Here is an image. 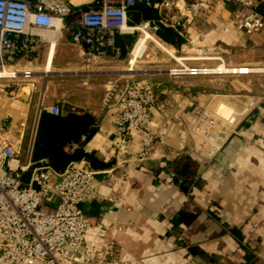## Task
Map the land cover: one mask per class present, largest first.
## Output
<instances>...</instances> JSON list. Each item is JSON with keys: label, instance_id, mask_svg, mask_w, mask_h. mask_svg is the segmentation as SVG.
Listing matches in <instances>:
<instances>
[{"label": "crops", "instance_id": "1", "mask_svg": "<svg viewBox=\"0 0 264 264\" xmlns=\"http://www.w3.org/2000/svg\"><path fill=\"white\" fill-rule=\"evenodd\" d=\"M95 1L71 0L70 5L77 12ZM152 16L173 29L165 11L158 9ZM183 21V14L177 13L171 24L179 28ZM239 33L238 41L227 36L225 30L211 32L202 39L194 25L185 26L180 34L183 43L175 50L154 34L159 45L146 40L132 72L126 66L115 67L118 61L109 57L94 60L86 71L78 70L77 64L65 68L80 58L76 45L57 31L46 33L52 43L50 55L47 44L36 48V65L29 66L25 58L17 56L20 69H32L36 74L30 81L11 84L12 87L0 81V120L8 124L4 137L22 160L30 158L36 133L35 126L27 137L29 115L33 113L38 119L42 108L55 105L60 114L86 113L93 120L88 126L92 132L82 150L100 163L91 168L95 178L100 179L112 162L111 115L102 112L105 90L114 81L129 76L144 89L155 83L153 91L162 101V108L154 113L160 121L155 151L131 172L126 185L123 202L128 209L103 199L84 207L89 219L86 247L99 249L110 237L114 238L121 243V262L128 264H264V227L260 226L264 220V72L226 77H174L167 73V69L177 66L171 55L184 59L183 63L190 67L215 66L218 54L225 55L226 49L246 44L248 38ZM126 36L132 35H117V45L127 50L132 46L126 45L130 43ZM44 61L51 63L50 73L42 83L39 76ZM227 62L237 68L264 69V61ZM65 76L79 77L76 86L91 83L92 87L83 92L70 89L71 82ZM49 77L60 79H52L46 92ZM234 79H241L252 90L233 84ZM194 106L209 111L218 107V114L225 117L230 107L241 113L224 143V156L213 171L208 146L185 132L189 127L185 114L190 115ZM167 112L172 115L167 117ZM42 160L31 161L29 174L41 168ZM65 166L49 167L60 173ZM108 193L107 187L101 189L102 195ZM113 223L121 224L125 230L111 231ZM253 226L257 228L249 232Z\"/></svg>", "mask_w": 264, "mask_h": 264}, {"label": "built area", "instance_id": "2", "mask_svg": "<svg viewBox=\"0 0 264 264\" xmlns=\"http://www.w3.org/2000/svg\"><path fill=\"white\" fill-rule=\"evenodd\" d=\"M71 0H0V81L8 87L30 81L36 72L20 69L17 56L27 65L38 63L36 48L47 44L49 55L52 43L44 34L59 26L58 33L67 34L76 45L80 58V71H86L96 59L109 57L127 65L131 49L117 45V35L143 36L145 41L157 45L154 37L160 24L149 19L132 23L130 9L136 5L165 11L170 26L182 34L185 26L194 25L202 39L211 32L230 29L242 32L253 45L264 42V0H96L92 6L73 12ZM181 13L184 21L179 28L171 24L175 14ZM140 34V36H139ZM135 40V41H136ZM177 66L167 69L170 76L248 75L264 72L261 68H237L228 65L226 56L218 54L213 67H190L184 59L171 55ZM135 61V59H134ZM51 61H44L40 76L42 83L50 73ZM129 76L116 80L105 90L102 112H110L112 134V162L105 175L96 179L83 159L71 161L60 172H53L46 160L36 172L23 182L29 170L30 158L21 159L16 148L4 135L8 124L0 120V264H128L121 262V243L111 238L99 249L86 247L89 219L84 207L94 200L114 202L128 209L123 202L131 172L155 151L154 143L160 136V121L154 113L162 108L156 92L133 85ZM20 88L21 85L19 86ZM253 96V94L250 92ZM256 97L254 96V101ZM58 115L55 105L42 108ZM197 116L190 134L202 137L211 156L223 154V146L234 129L236 119H222L216 123V113L198 106L191 108ZM238 116H235L237 118ZM204 123L201 127L200 123ZM203 136L200 132H203ZM208 134L214 136L211 139ZM86 134L75 141H66L62 150L73 154L82 149ZM107 187L109 193L101 194ZM48 199L49 204L38 206ZM264 227V220L260 223ZM111 231H124L119 223ZM257 226L249 229L255 231Z\"/></svg>", "mask_w": 264, "mask_h": 264}, {"label": "trees", "instance_id": "3", "mask_svg": "<svg viewBox=\"0 0 264 264\" xmlns=\"http://www.w3.org/2000/svg\"><path fill=\"white\" fill-rule=\"evenodd\" d=\"M156 10L158 9L136 5L130 9L131 22L138 23L143 19L158 22L159 19H154L152 16V12ZM154 34L160 41L171 46L174 50L183 43L179 33L161 24ZM131 42L126 45L130 47ZM92 122L93 120L86 113L51 115L47 111L41 110L30 153V163L43 158L51 168L62 169L68 162L83 159L90 169L98 167L100 163L93 159L91 153H85L80 149L73 154H67L62 150V146L66 141H75L81 134H86V137H89L92 130L88 129V126ZM27 174H29V170L24 173V176L26 177Z\"/></svg>", "mask_w": 264, "mask_h": 264}, {"label": "rangeland", "instance_id": "4", "mask_svg": "<svg viewBox=\"0 0 264 264\" xmlns=\"http://www.w3.org/2000/svg\"><path fill=\"white\" fill-rule=\"evenodd\" d=\"M261 12L264 13V7L261 8ZM225 32H227L229 34L227 36H233L236 39V41H238V38H236V37H237V33H239V32L232 31L230 29H226ZM230 32H231V34H230ZM239 34H241V33H239ZM65 35L67 37V34H64V37H65ZM139 36H140V34H139ZM125 38L126 39H129L132 42H134V40H136L137 37H136V35L133 34L132 36H126ZM248 40L245 42L246 44L243 45V46H241V47H234V48L226 49L227 50V52L225 54L226 61H264V42H259V44L253 45L252 42L250 40L249 41ZM116 42H117V37H116ZM132 45H133V43H132ZM215 45H217V44H215ZM130 48L127 49V50H130ZM212 50H214V49H212ZM149 51L150 50H147V54L149 53ZM71 62H72L71 65L70 66L67 65L65 68H70V67L72 68V67H74L77 64L78 70H81V68L79 66V64H80L79 61H78V63H75L76 61H71ZM115 64H117V65H115V67H118V66H122V67L123 66H126L127 67V65L125 63L122 64L119 61L117 63H115ZM63 78L66 81L67 80H70L71 83L69 85V88L70 89L72 87L73 88H76L78 90V92H80V91L83 92L88 86L92 87L91 86V83H87L86 85H80V84H78L76 86V83L78 82L79 77L65 76ZM52 79H60V78H58V77L57 78L49 77L48 78L47 87H46V90H45L46 92H48L50 90L51 80ZM130 79H133V78H130ZM234 80L235 81H232V83L234 82L235 84L240 85V86L244 87L245 89L248 88V89H251L252 90V88L249 85L245 84L241 79H234ZM133 83H134L133 84L134 86L140 87L139 84L136 81L133 80ZM154 88H155V83H152V85L150 86V88H148L147 90L153 91ZM64 107H66V105H64ZM167 113H168L166 115L167 117L170 116V115H172L171 112H167ZM191 114L190 115L188 113L185 114V117H187V119H188V120L186 119V124H188V126H189V127H187V129L185 131L186 132V135L191 136V137H194V138L198 139L199 141H201L202 143H204L202 141V137L193 136V135H191L189 133L191 127L197 121V116L194 115L193 113H191ZM37 121H38V119L34 116L33 113L31 115H29V119H27V121H26V123L28 124V129L26 128L27 129V137H29L33 133V129H35V126H37ZM200 134L203 136L204 131L203 132H200ZM23 147L26 148V145H24ZM23 147H22V149H25ZM24 155H26V151L24 152ZM223 156H224V146H223V154L222 155L216 154L214 156H211L210 155V152H209V154H208V160H209V164L211 165V171L214 170V168L218 165L219 161L223 158ZM29 177H30L29 174H27L26 177L24 176L23 182L25 184L28 183ZM44 204H49L48 203V199H45V200L41 201L40 204H39V206H38V209H41L42 208V205H44Z\"/></svg>", "mask_w": 264, "mask_h": 264}, {"label": "bare ground", "instance_id": "5", "mask_svg": "<svg viewBox=\"0 0 264 264\" xmlns=\"http://www.w3.org/2000/svg\"><path fill=\"white\" fill-rule=\"evenodd\" d=\"M58 29H59V26L58 25H56L55 26V28L52 30V31H57L58 32ZM52 31H50V32H52ZM47 33H49V32H47ZM44 36L46 37V34H44ZM55 36V35H54ZM144 48H145V38L143 37V36H141V37H139L136 41H135V43H134V45H133V47H132V49H131V58H130V63H133L134 62V59H136V58H138V57H140L141 55H142V53H143V51H144ZM132 58H133V60H132ZM222 72L225 74V75H233V74H231L230 73V70H227V71H225V70H222ZM228 106V105H227ZM219 107V106H218ZM230 111H229V114H228V116L227 117H225V116H220L219 114H218V108L217 109H214V114L216 113V116H217V119H216V123L217 124H220L221 123V121H222V119H226V120H228V122H233V121H235V116H239L241 113L239 112L238 113V111H235L233 108H231L230 107ZM200 125H201V127H204V123L203 122H201L200 123ZM208 136L211 138V139H213L214 138V136H212L211 134H208Z\"/></svg>", "mask_w": 264, "mask_h": 264}]
</instances>
